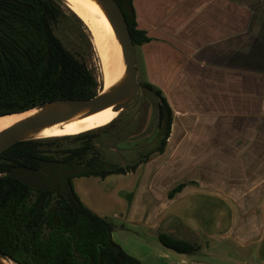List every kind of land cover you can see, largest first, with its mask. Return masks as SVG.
Wrapping results in <instances>:
<instances>
[{
    "label": "crops",
    "instance_id": "crops-1",
    "mask_svg": "<svg viewBox=\"0 0 264 264\" xmlns=\"http://www.w3.org/2000/svg\"><path fill=\"white\" fill-rule=\"evenodd\" d=\"M131 2L149 37L134 46L141 77L171 110L165 145L124 173L72 175L73 189L142 264H206L159 234L247 258L264 238V0Z\"/></svg>",
    "mask_w": 264,
    "mask_h": 264
},
{
    "label": "trees",
    "instance_id": "trees-1",
    "mask_svg": "<svg viewBox=\"0 0 264 264\" xmlns=\"http://www.w3.org/2000/svg\"><path fill=\"white\" fill-rule=\"evenodd\" d=\"M115 1L134 46L148 41L136 25L131 0ZM65 12L82 23L64 0H0V115L56 98H89L102 87L83 56L69 49L55 32ZM142 85L161 99L162 137L155 148L161 152L171 110L159 89ZM112 121L77 134L15 142L0 152V251L14 263L142 264L112 239L113 222L89 209L74 191L72 176L61 172L74 164L86 168L78 175L100 177L134 169L137 162L128 168H106L98 155L94 137ZM69 139L79 143L52 153L43 147ZM158 238L177 253L196 249L166 234Z\"/></svg>",
    "mask_w": 264,
    "mask_h": 264
},
{
    "label": "water",
    "instance_id": "water-1",
    "mask_svg": "<svg viewBox=\"0 0 264 264\" xmlns=\"http://www.w3.org/2000/svg\"><path fill=\"white\" fill-rule=\"evenodd\" d=\"M92 1L102 10L115 33L121 54V75L115 82L108 86V88L103 89L101 87L92 97L56 98L36 104L23 111L14 112L18 114L27 113L0 130V152L15 142L56 137L37 135L42 129L56 122L81 119L110 110L117 111L116 116H118L123 109L128 110L127 112L131 111L136 116L141 105L142 95L145 94L148 98L151 97L145 92L147 89H145L137 80L134 44L121 8L115 0ZM150 113L151 105H148L146 122L140 132L146 128ZM138 123L139 120L135 122V125ZM126 133L125 127L120 126L119 132L110 135V137H108L109 139H105L106 141H104V139L102 141H97L98 138L94 137V144L98 151L99 148H105L106 150L116 152L123 158L120 163L116 164L121 167L130 162L134 164L139 160L140 155L138 153L130 155V158L123 154L126 152V148L134 146L129 144V142L136 140L140 141L138 144L145 143L146 137L149 135L145 134L129 140L130 138L128 136L126 137ZM156 135H158L157 138L151 139L145 144L146 146L143 151L151 147L152 143L162 137L161 129L157 131ZM111 165L115 164L107 163L106 168H109ZM85 170L86 168L84 166L74 164L72 168H69L65 172V174L67 176H72L82 173ZM7 262L14 263L7 255L0 251V264H6ZM98 264H100V260L98 261Z\"/></svg>",
    "mask_w": 264,
    "mask_h": 264
},
{
    "label": "rangeland",
    "instance_id": "rangeland-1",
    "mask_svg": "<svg viewBox=\"0 0 264 264\" xmlns=\"http://www.w3.org/2000/svg\"><path fill=\"white\" fill-rule=\"evenodd\" d=\"M82 23L79 22L69 12H65V16L61 19V21L57 25L55 32L69 49H71L74 52L80 53L83 56L88 69L95 76L99 78L100 71H99L98 58L93 48L91 35L87 27L83 25L84 23L83 24ZM134 52H135L136 68H137V80L140 84H142L144 82L141 77L142 75L140 73L139 52L137 47H134ZM112 122L113 123L106 128L108 129L109 132L103 135L100 134V132L97 134L96 136V138H98L97 141H102L103 139L104 141H106L105 139H109L108 137H110V135L117 134L119 132L118 128L120 126L118 127V123L116 122V119H114ZM159 140L160 138L156 140L154 143H152L151 147L146 149L139 156V160H137V163L144 159H147L148 157H150L151 155L157 152L155 151V148L158 145ZM78 143H79L78 141L69 139V140L59 141L51 145L44 143L43 147L48 148L49 150L48 152L52 153L53 150H56L58 147H67ZM98 155L100 159H102L108 164H118L123 159L116 152L106 150L105 148L102 149L99 148ZM130 165H132L131 162L125 164V166L122 167L128 168V166ZM17 172L20 173L22 171H17ZM111 184L112 183L110 179H108L105 180V182L101 185L103 189L104 188L108 189ZM201 243L202 245L203 243H209L213 249V252L206 253L204 251L201 252L200 249L193 250L192 253L195 255L197 261H201L206 264H264V254L263 252H261V247L264 243V238H262L260 243L257 244L255 243L248 247V249L250 250V255L247 258H244L240 253H238V251H236L234 248H230L229 246H227V244L222 245L220 243L213 241L212 239L206 240V238H204V241L201 239ZM135 248L142 255L143 245L136 244Z\"/></svg>",
    "mask_w": 264,
    "mask_h": 264
},
{
    "label": "bare ground",
    "instance_id": "bare-ground-1",
    "mask_svg": "<svg viewBox=\"0 0 264 264\" xmlns=\"http://www.w3.org/2000/svg\"><path fill=\"white\" fill-rule=\"evenodd\" d=\"M67 7L84 23L90 32L93 48L98 58L102 88L106 89L121 75V54L115 33L99 6L92 0H64ZM25 113L0 116V130ZM117 111L110 110L81 119L65 120L51 124L38 136L71 135L105 126L116 118ZM6 264H16L9 263Z\"/></svg>",
    "mask_w": 264,
    "mask_h": 264
},
{
    "label": "flooded vegetation",
    "instance_id": "flooded-vegetation-1",
    "mask_svg": "<svg viewBox=\"0 0 264 264\" xmlns=\"http://www.w3.org/2000/svg\"><path fill=\"white\" fill-rule=\"evenodd\" d=\"M145 92L148 94V96H151V97L148 98L145 94L142 95L141 105L138 109V114L136 116L131 111L127 112L128 110L123 109L118 114V116H116L115 118L116 122L118 123V127L119 126L125 127V131L127 132L126 137L128 136L130 138L129 140L135 139L136 137L141 136V135L149 134L148 137H146L145 143L138 144V142L140 141H136V140L129 142V144H132L134 146L126 148L125 150L126 152L123 153L128 158H130L129 155H133L137 153L141 155L144 152L143 149L146 146L145 144L148 143L149 140L157 138L158 137V135H156L157 131L161 129V124H160L161 99L159 98V96L155 94L153 90L147 89L145 90ZM148 105H151L150 117L148 119L146 128L142 132H140L141 128L144 126L146 122ZM138 120H139V123L136 124L137 125L136 126L135 122ZM152 127H153V130H152ZM107 132H109L108 129H102L100 134L103 135V134H106ZM103 164L106 167L107 163L103 161ZM68 169L69 168H63V169L61 168V172L64 175H66L65 172Z\"/></svg>",
    "mask_w": 264,
    "mask_h": 264
}]
</instances>
